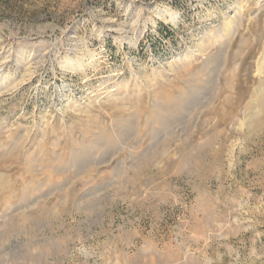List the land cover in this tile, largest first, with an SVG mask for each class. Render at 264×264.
<instances>
[{"label": "rangeland", "instance_id": "rangeland-1", "mask_svg": "<svg viewBox=\"0 0 264 264\" xmlns=\"http://www.w3.org/2000/svg\"><path fill=\"white\" fill-rule=\"evenodd\" d=\"M259 95L264 0H0V264H264Z\"/></svg>", "mask_w": 264, "mask_h": 264}, {"label": "bare ground", "instance_id": "bare-ground-1", "mask_svg": "<svg viewBox=\"0 0 264 264\" xmlns=\"http://www.w3.org/2000/svg\"><path fill=\"white\" fill-rule=\"evenodd\" d=\"M222 59V58H221ZM261 68V67H260ZM262 70V69H261ZM257 94V93H256ZM230 96V95H229ZM260 96V95H259ZM261 96H263L262 98H261ZM260 96V98H259V100L260 101H258V102H260L259 104H261V108H260V106H259V110L261 109V111H259V112H261L259 115H256V113L254 112L255 111V109L258 107V105H257V107H256V105L253 107V108H255V109H252V111L253 112H251V115H250V125H249V128H250V133L253 135H257V134H259V132L264 128V95H261ZM253 97V96H252ZM254 99H257V98H255V97H253V100L252 101H254ZM243 100V99H242ZM255 102H256V100H255ZM255 102H253V104L255 103ZM181 103H183V102H181ZM251 104V103H250ZM253 104H251L250 106H249V108L251 109V106H253ZM256 104V103H255ZM186 105V104H185ZM181 106H183V105H181ZM257 110V109H256ZM251 111V110H250ZM255 113V115H253ZM248 118V117H247ZM261 134V133H260Z\"/></svg>", "mask_w": 264, "mask_h": 264}]
</instances>
